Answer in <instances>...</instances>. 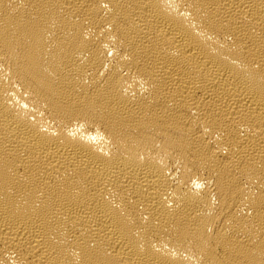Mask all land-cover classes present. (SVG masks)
<instances>
[{
    "label": "bare ground",
    "instance_id": "6f19581e",
    "mask_svg": "<svg viewBox=\"0 0 264 264\" xmlns=\"http://www.w3.org/2000/svg\"><path fill=\"white\" fill-rule=\"evenodd\" d=\"M0 264H264V0H0Z\"/></svg>",
    "mask_w": 264,
    "mask_h": 264
}]
</instances>
